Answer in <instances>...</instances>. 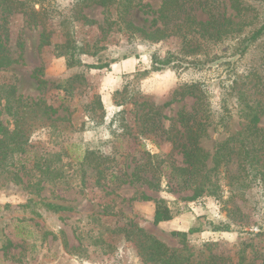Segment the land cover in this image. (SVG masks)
<instances>
[{
  "label": "rangeland",
  "instance_id": "rangeland-1",
  "mask_svg": "<svg viewBox=\"0 0 264 264\" xmlns=\"http://www.w3.org/2000/svg\"><path fill=\"white\" fill-rule=\"evenodd\" d=\"M163 1L138 0L122 20L116 7L81 0H0V264H163L146 235L175 251L173 264H264V170L255 167L264 150L251 165L238 134L243 100L264 102L250 78L263 75L264 40L241 56L234 40L196 54L175 35H132L126 21L154 29L184 10L207 18L200 0H185L161 19ZM247 1L264 12V0ZM68 38L89 44L80 65L55 47ZM167 56L172 65L155 70ZM196 84L209 115L201 146L230 150L200 174L180 120L196 112V97L180 94ZM196 186L205 192L189 200ZM156 199L170 221L154 223Z\"/></svg>",
  "mask_w": 264,
  "mask_h": 264
},
{
  "label": "trees",
  "instance_id": "trees-1",
  "mask_svg": "<svg viewBox=\"0 0 264 264\" xmlns=\"http://www.w3.org/2000/svg\"><path fill=\"white\" fill-rule=\"evenodd\" d=\"M86 7L92 5H99L106 11H110L111 8L116 7L120 12L122 20L130 13L131 9L138 5V0H81ZM11 3H17L20 6H25L27 1L10 0ZM202 10L207 13V18H199L191 10H184L185 16L176 17L175 23L172 26L156 27L150 29L145 26H137L130 21H126L128 29L132 31V35H140L146 39L152 41H160L171 35L177 36L183 48H186L190 52H196L198 54L199 49L206 43L222 44L224 42L234 40L235 49L237 54L243 56L246 54L256 43L264 40V12H261L252 2L247 0H200ZM185 7V0H164L159 10L160 18L171 20V12H179ZM40 14L41 11L32 10V13ZM169 22V21H167ZM44 24V22H42ZM43 44H50L49 39H44ZM55 47L59 49V54L64 55L67 60V66L73 67L76 64H81L80 60H75L76 55L88 54L89 44L81 43L76 44L74 40L68 38L63 44H56ZM218 56L212 57L217 58ZM209 58V57H208ZM235 60H229L228 63H233ZM153 67L155 70L167 68L172 65L171 57L165 58L155 57ZM204 60H192L189 63L200 65L205 63ZM90 68H101L108 66V64H101V66L87 65ZM264 66V63H263ZM174 67V66H173ZM250 78L255 79L253 89H258L259 94L264 93V70L262 77L258 75L256 69L252 70ZM175 91L174 94H177ZM181 95H194L196 97V112H190L189 114H182L180 120L183 122L186 132L188 134V151L186 152L187 163L192 166V170H196L197 174H200L208 163L212 161L214 164L213 169L219 167L225 160V157L230 155V150L223 154L222 147H219L217 151L212 155L207 152L200 144V140L207 134L209 115L204 111V96L205 93L200 86L196 84V94L194 92H181ZM244 95H249L248 90ZM264 95V94H263ZM226 97L224 96L223 101ZM176 98H173L175 100ZM241 99V96H240ZM172 100V101H173ZM253 102V103H251ZM243 106L241 112L244 113L245 119L248 123L239 131L238 134H243L241 141L240 153H245L247 159L250 158L252 165L257 159L258 151L264 150V126H262V116H264V102H261L254 98L248 99V96L243 100ZM100 107H103L101 101H99ZM225 111H228L225 109ZM58 117L56 120H59ZM239 139V137H238ZM226 144V142H224ZM234 147L229 149L233 150ZM230 158H228L229 160ZM247 161V160H246ZM253 161V162H252ZM256 164L258 161L256 160ZM250 165V166H251ZM259 165V164H258ZM247 167L244 165V168ZM256 170H264V163L261 166L255 165ZM255 170V168H254ZM258 175L264 178V172L258 171ZM206 177V176H205ZM205 192L204 186H196L193 190V195L189 200H193L202 196ZM174 216L173 210L167 204L164 199L155 200V214L154 223L159 224L161 222L170 221ZM214 230H228L225 226H219L213 223ZM198 228H191L187 233L192 234L198 232ZM186 235V232H182ZM152 241V248L155 253L159 255V259L163 264H173L175 251H172L168 246L159 242L150 235L145 236Z\"/></svg>",
  "mask_w": 264,
  "mask_h": 264
}]
</instances>
